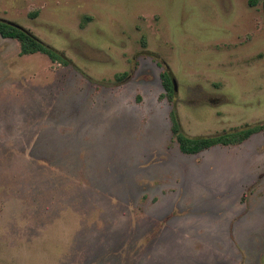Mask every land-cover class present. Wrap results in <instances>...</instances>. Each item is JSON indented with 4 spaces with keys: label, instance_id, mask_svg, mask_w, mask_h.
Wrapping results in <instances>:
<instances>
[{
    "label": "rangeland",
    "instance_id": "obj_1",
    "mask_svg": "<svg viewBox=\"0 0 264 264\" xmlns=\"http://www.w3.org/2000/svg\"><path fill=\"white\" fill-rule=\"evenodd\" d=\"M0 264H264L262 0H0ZM177 81L171 101L161 73Z\"/></svg>",
    "mask_w": 264,
    "mask_h": 264
},
{
    "label": "trees",
    "instance_id": "obj_2",
    "mask_svg": "<svg viewBox=\"0 0 264 264\" xmlns=\"http://www.w3.org/2000/svg\"><path fill=\"white\" fill-rule=\"evenodd\" d=\"M251 5H256L259 0H249ZM264 8V0H262ZM0 34L4 38H13L20 43L21 55H30L35 53H42L47 55L52 61L59 62L64 65H69L70 61L61 52L46 44L35 36L31 31L19 26L15 23L0 19ZM164 88L167 95L172 101L176 90L173 84V77L168 70L161 73ZM172 131L176 135L180 150L185 154H198L204 150L210 149L216 145H235L242 143L250 138L253 134L264 131V123H259L253 126H247L243 129L227 132L215 136L203 137H188L185 135L175 111L171 112Z\"/></svg>",
    "mask_w": 264,
    "mask_h": 264
},
{
    "label": "water",
    "instance_id": "obj_3",
    "mask_svg": "<svg viewBox=\"0 0 264 264\" xmlns=\"http://www.w3.org/2000/svg\"><path fill=\"white\" fill-rule=\"evenodd\" d=\"M173 80V84H174V87H175V90L177 89V81L175 80V78L172 79Z\"/></svg>",
    "mask_w": 264,
    "mask_h": 264
}]
</instances>
